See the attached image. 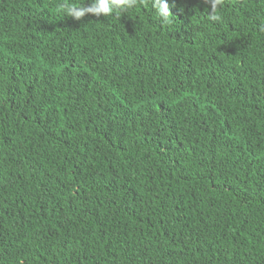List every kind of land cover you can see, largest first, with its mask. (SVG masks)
<instances>
[{
	"label": "trees",
	"instance_id": "obj_1",
	"mask_svg": "<svg viewBox=\"0 0 264 264\" xmlns=\"http://www.w3.org/2000/svg\"><path fill=\"white\" fill-rule=\"evenodd\" d=\"M62 2L0 0V264H264V0Z\"/></svg>",
	"mask_w": 264,
	"mask_h": 264
},
{
	"label": "clouds",
	"instance_id": "obj_2",
	"mask_svg": "<svg viewBox=\"0 0 264 264\" xmlns=\"http://www.w3.org/2000/svg\"><path fill=\"white\" fill-rule=\"evenodd\" d=\"M202 3L209 5L210 14L207 19L213 22H220L222 20L221 10L224 6L225 0H201ZM154 10L157 19L163 25L173 23L172 15L170 13V6L168 0H90L89 6L84 4L72 2V0H63L58 5L60 11L71 17L74 20H81L86 14L100 17H108L113 13L122 14L129 9L137 7ZM175 5L173 4V7ZM258 31L264 34V22L258 26Z\"/></svg>",
	"mask_w": 264,
	"mask_h": 264
}]
</instances>
